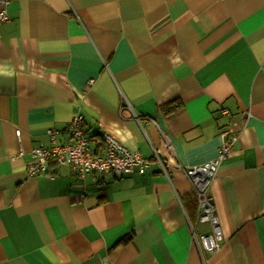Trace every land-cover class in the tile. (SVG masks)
<instances>
[{
	"label": "crops",
	"instance_id": "0c3cea01",
	"mask_svg": "<svg viewBox=\"0 0 264 264\" xmlns=\"http://www.w3.org/2000/svg\"><path fill=\"white\" fill-rule=\"evenodd\" d=\"M6 14L0 264H264V0H9ZM77 111L93 153L108 131L145 158L156 151L169 177L155 163L79 177L53 161L27 176L48 130L71 142ZM230 132L209 187L223 237L209 254L191 239L190 223L210 227L195 223L176 164L213 158Z\"/></svg>",
	"mask_w": 264,
	"mask_h": 264
},
{
	"label": "built area",
	"instance_id": "2783aa9c",
	"mask_svg": "<svg viewBox=\"0 0 264 264\" xmlns=\"http://www.w3.org/2000/svg\"><path fill=\"white\" fill-rule=\"evenodd\" d=\"M8 2L9 0H0V24L7 19L6 5ZM91 83L92 80H89L87 85H91ZM125 105L131 111L128 103ZM131 113L133 118L139 121V117L133 111ZM244 114L249 116L248 111ZM83 121V115L80 111L75 112L70 118L68 122L70 143L56 144L55 132L48 130L52 145L49 147L38 145L30 149V161L26 168V175L34 176L47 172L49 162L53 161L60 166L69 165L79 177H83L89 172L114 176L130 173L142 174L152 163L157 164L160 170L169 177L167 162L156 151L152 158H145L138 151L127 148L119 138L108 131L101 134L102 154L93 153L89 147V139L86 136ZM15 134L19 136V130H16ZM237 139L238 133L230 132L223 138L217 154L203 163L190 166L176 164V168L188 179L191 190L196 197L195 223H207L210 227L209 233L196 234L194 225L190 223L191 239L199 251L209 254L219 249L223 239L214 204L209 194V187L221 161L229 155Z\"/></svg>",
	"mask_w": 264,
	"mask_h": 264
},
{
	"label": "trees",
	"instance_id": "16d2710c",
	"mask_svg": "<svg viewBox=\"0 0 264 264\" xmlns=\"http://www.w3.org/2000/svg\"><path fill=\"white\" fill-rule=\"evenodd\" d=\"M179 102L177 104H174L173 102L166 103L163 107L164 111L166 113L173 111L175 108L179 107Z\"/></svg>",
	"mask_w": 264,
	"mask_h": 264
}]
</instances>
